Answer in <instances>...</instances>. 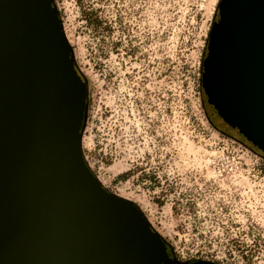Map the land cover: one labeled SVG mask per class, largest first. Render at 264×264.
<instances>
[{"label":"rangeland","instance_id":"1","mask_svg":"<svg viewBox=\"0 0 264 264\" xmlns=\"http://www.w3.org/2000/svg\"><path fill=\"white\" fill-rule=\"evenodd\" d=\"M87 81L85 160L180 262L264 264V153L209 121L220 0H53Z\"/></svg>","mask_w":264,"mask_h":264},{"label":"water","instance_id":"2","mask_svg":"<svg viewBox=\"0 0 264 264\" xmlns=\"http://www.w3.org/2000/svg\"><path fill=\"white\" fill-rule=\"evenodd\" d=\"M207 48L214 121L264 153V0H220ZM86 99L54 1L0 0V264H182L87 164Z\"/></svg>","mask_w":264,"mask_h":264},{"label":"trees","instance_id":"3","mask_svg":"<svg viewBox=\"0 0 264 264\" xmlns=\"http://www.w3.org/2000/svg\"><path fill=\"white\" fill-rule=\"evenodd\" d=\"M205 111H206V115H207L209 121L212 123V125H214L215 127L219 128V127L216 125V123L214 122V119H213V117H212V114H211V111H210L208 105H207V106L205 105ZM244 139H245V138H244ZM245 141H246V139H245Z\"/></svg>","mask_w":264,"mask_h":264},{"label":"flooded vegetation","instance_id":"4","mask_svg":"<svg viewBox=\"0 0 264 264\" xmlns=\"http://www.w3.org/2000/svg\"><path fill=\"white\" fill-rule=\"evenodd\" d=\"M238 137H239L238 139L241 140L242 142H245V143L247 142V140L245 141L244 137H242V136H240V135H239ZM169 253H170V257H171V258H173L174 260L180 262L179 260H177V259L175 258V256L173 255V253H172L171 251H170ZM193 261H195V260L185 261V262H181V263H182V264H187V263H189V262H193Z\"/></svg>","mask_w":264,"mask_h":264}]
</instances>
